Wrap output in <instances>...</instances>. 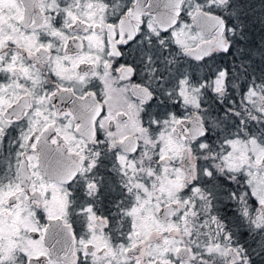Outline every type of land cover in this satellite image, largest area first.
Here are the masks:
<instances>
[{
  "label": "snow or ice",
  "instance_id": "1",
  "mask_svg": "<svg viewBox=\"0 0 264 264\" xmlns=\"http://www.w3.org/2000/svg\"><path fill=\"white\" fill-rule=\"evenodd\" d=\"M0 264H264V0H0Z\"/></svg>",
  "mask_w": 264,
  "mask_h": 264
},
{
  "label": "flooded vegetation",
  "instance_id": "2",
  "mask_svg": "<svg viewBox=\"0 0 264 264\" xmlns=\"http://www.w3.org/2000/svg\"><path fill=\"white\" fill-rule=\"evenodd\" d=\"M56 103H60V101L59 100H57V101H55Z\"/></svg>",
  "mask_w": 264,
  "mask_h": 264
}]
</instances>
